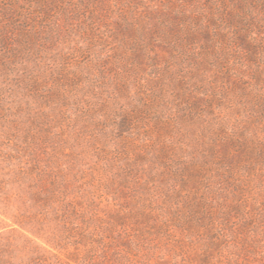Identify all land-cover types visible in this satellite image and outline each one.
<instances>
[{"label":"trees","instance_id":"16d2710c","mask_svg":"<svg viewBox=\"0 0 264 264\" xmlns=\"http://www.w3.org/2000/svg\"><path fill=\"white\" fill-rule=\"evenodd\" d=\"M0 127V264H264V0H0Z\"/></svg>","mask_w":264,"mask_h":264},{"label":"rangeland","instance_id":"374dc122","mask_svg":"<svg viewBox=\"0 0 264 264\" xmlns=\"http://www.w3.org/2000/svg\"><path fill=\"white\" fill-rule=\"evenodd\" d=\"M1 128V127H0ZM1 137V136H0ZM9 145H11L10 141L4 140L0 138V177L7 173L8 167L14 165V163L11 161L10 157L8 158L6 154H8ZM13 163V164H12ZM12 204L15 203V201H11ZM15 205V204H14ZM18 205V204H16ZM105 206V205H104ZM13 208L8 202H5V200L0 199V227H6L3 228L2 231H9L13 228V226H9L13 224ZM258 264V262L254 263Z\"/></svg>","mask_w":264,"mask_h":264}]
</instances>
